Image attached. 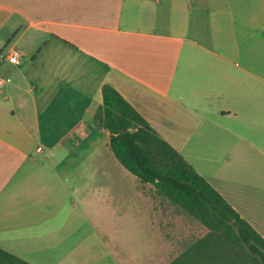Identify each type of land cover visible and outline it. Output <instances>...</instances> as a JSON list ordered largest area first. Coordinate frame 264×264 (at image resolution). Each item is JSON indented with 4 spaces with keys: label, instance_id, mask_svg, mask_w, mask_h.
I'll use <instances>...</instances> for the list:
<instances>
[{
    "label": "crops",
    "instance_id": "1",
    "mask_svg": "<svg viewBox=\"0 0 264 264\" xmlns=\"http://www.w3.org/2000/svg\"><path fill=\"white\" fill-rule=\"evenodd\" d=\"M103 85L181 157L200 137L231 189L204 179L264 239V0H0V249L41 264L78 220L145 211L93 126Z\"/></svg>",
    "mask_w": 264,
    "mask_h": 264
},
{
    "label": "trees",
    "instance_id": "2",
    "mask_svg": "<svg viewBox=\"0 0 264 264\" xmlns=\"http://www.w3.org/2000/svg\"><path fill=\"white\" fill-rule=\"evenodd\" d=\"M92 123L107 132L116 161L207 233L169 264H264V239L111 86ZM0 264H28L0 249Z\"/></svg>",
    "mask_w": 264,
    "mask_h": 264
},
{
    "label": "rangeland",
    "instance_id": "3",
    "mask_svg": "<svg viewBox=\"0 0 264 264\" xmlns=\"http://www.w3.org/2000/svg\"><path fill=\"white\" fill-rule=\"evenodd\" d=\"M174 140L180 143L182 157L201 177L210 181L220 180L219 183L231 189L230 184L222 182L227 178V171L217 169V162L211 160L209 151L204 154L200 137L187 143L185 139ZM231 175L232 172H229L228 176ZM241 175L243 172H238V177ZM134 190L132 192L125 185L115 188L114 193L128 196L132 192L144 196L145 211L138 214L136 210L129 209L130 205L124 201L120 205L115 203L122 207L121 211L104 220V228L92 229L89 233L91 229L83 225L85 221L78 220L80 227H74L76 232L64 235L65 242L58 255L55 252L56 257H45L41 264H169L182 255L186 246L207 233L199 222L159 196L152 186L138 183ZM244 190L239 191L244 194ZM256 210L264 212V204Z\"/></svg>",
    "mask_w": 264,
    "mask_h": 264
},
{
    "label": "built area",
    "instance_id": "4",
    "mask_svg": "<svg viewBox=\"0 0 264 264\" xmlns=\"http://www.w3.org/2000/svg\"><path fill=\"white\" fill-rule=\"evenodd\" d=\"M21 56H23V53H21L17 50H14L10 53L8 60L10 63L18 64Z\"/></svg>",
    "mask_w": 264,
    "mask_h": 264
}]
</instances>
